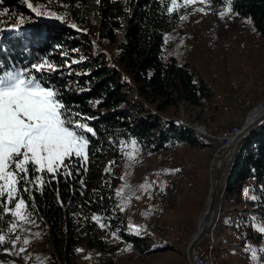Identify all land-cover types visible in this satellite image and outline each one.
I'll list each match as a JSON object with an SVG mask.
<instances>
[{"label": "trees", "instance_id": "16d2710c", "mask_svg": "<svg viewBox=\"0 0 264 264\" xmlns=\"http://www.w3.org/2000/svg\"><path fill=\"white\" fill-rule=\"evenodd\" d=\"M37 2L35 5L42 13ZM69 2L66 17L57 21L64 25L60 27L32 13L22 0H0V12L6 13L0 16L3 26L0 27V62L4 64L0 74L29 69L39 78L44 76L47 86L62 93L63 102L74 114L91 118L86 123L96 132L95 136L88 134V160L72 159L71 176L52 178L44 174L42 192L34 184H28L29 191L21 190L19 195L29 205L30 219L48 231L50 264H78L76 250L80 245L111 254L113 237H121L145 255L146 238L124 231V214L112 173L123 159L124 147L132 140L146 154L178 150L186 145L203 147L206 139L188 125L155 112H166L181 104L203 108L214 101V93L189 65L173 56L165 58L167 37L178 29L182 15L179 7L171 14L167 12L170 0ZM210 3L214 9L226 8L224 0H210ZM232 7L233 13L249 19L264 39V0H232ZM91 9L99 16L98 38L115 50L113 65L104 61V54L87 58L81 55L79 49L91 48L92 39L85 30L66 28L69 24L63 22L85 27L92 17ZM7 15L13 19L17 15L26 18L19 31L5 29L9 22L5 19ZM42 59H48L57 71L31 70V65ZM128 78L147 106L130 100ZM239 152L215 227L221 225L220 229L228 231V235L236 234L229 227L223 228V220L229 219L228 211L223 216L222 212L228 205L238 207L245 203L251 210H245L244 214L260 220L264 227V122L241 141ZM105 160L110 165L104 170ZM31 175L34 180L35 174ZM11 220L0 206V234H9ZM244 220L243 217L240 223L242 229ZM218 249V244L214 245V256ZM225 250L220 255L226 254Z\"/></svg>", "mask_w": 264, "mask_h": 264}, {"label": "rangeland", "instance_id": "374dc122", "mask_svg": "<svg viewBox=\"0 0 264 264\" xmlns=\"http://www.w3.org/2000/svg\"><path fill=\"white\" fill-rule=\"evenodd\" d=\"M69 1L38 0L37 4L42 10L41 17L51 21L50 24L64 26L57 23L60 20L49 13L65 18L67 9L71 6ZM178 5L181 16L186 19H181L178 29L168 35L164 48L165 58L173 56L180 63L189 65L211 88L214 101L211 104L206 103L203 108L181 104L166 112L155 113L188 125L206 141L203 140V147L186 145L178 150L155 154L140 151L133 153L130 145L125 146L123 159L113 171L112 177L115 176L117 193L123 190L118 197L120 208H124V231L146 238L148 253L141 255L133 245L121 237H113L111 254L102 250H91L85 245L78 246V264H190L188 246L198 227L200 230L207 213L205 209L209 205L213 175L219 169V158L224 153L222 151L219 157L217 150L222 146L219 143L229 135L233 126L243 128L248 117V120H253L264 108V39L251 21L234 13L226 14L222 19L219 13L225 11V8L214 9L210 0H207L206 4L189 6H183V0H178ZM201 8L204 9L203 12L198 10ZM90 13L92 17L85 27L75 25L88 33L93 46L82 47L79 53L86 58L104 54V61L113 65L115 50L100 41L97 36L99 16L95 9H91ZM20 17L22 16L17 15V19H13L10 15L5 16L9 22L6 25L8 27L4 28H11L14 22L19 25ZM24 19L26 18L23 17ZM63 22L69 24L66 28H73V22ZM37 78L47 86L44 76ZM128 82L131 85L130 100L147 106L140 98L135 84L129 78ZM134 114L135 112H132L133 118ZM240 145L241 142H238L234 147L229 172L235 164L236 156L240 154ZM126 153L133 154L135 158L130 160ZM169 154H172L175 164L182 167L186 174V180L175 183L174 188L168 183L172 168L167 158ZM109 165V160H105L103 169ZM225 167L226 163L222 173ZM145 185L150 187L145 190L141 187ZM181 187L186 189L181 191ZM223 203L224 196L207 231L209 243L205 246L206 249H211L218 244V253H215L216 257L213 252L212 256L206 258V264H264V235L259 231L263 227L262 222L244 214L245 210H251L245 203L238 207L228 205L222 212L223 216L228 211L229 219L223 220V228L229 227L228 229L236 231V234L232 232L228 235V231L220 229L221 225L218 229L215 228ZM243 217L246 221L244 229L240 226ZM30 220L31 223H18L15 235L4 234L6 242L0 247V264H50L48 231ZM14 222L17 221L12 218L9 228ZM149 222L152 225H149ZM221 222L222 220L220 224ZM172 225L184 229V232L170 233L168 228ZM16 236L20 237V241L13 248L12 241ZM26 238L30 243L25 246L23 240ZM129 246L130 250H127ZM21 247H25L26 251L19 252ZM223 249H226L227 253L220 255ZM253 252L256 254L255 259L252 258Z\"/></svg>", "mask_w": 264, "mask_h": 264}, {"label": "snow or ice", "instance_id": "6c2138e0", "mask_svg": "<svg viewBox=\"0 0 264 264\" xmlns=\"http://www.w3.org/2000/svg\"><path fill=\"white\" fill-rule=\"evenodd\" d=\"M22 2L37 15L42 14L35 5V0ZM197 3L206 4L207 0H183V6ZM224 3L225 11L219 13L222 19L226 14L233 13L232 0H224ZM178 6V0H170L167 12L171 14ZM198 10L204 11L203 8ZM4 15L6 13L0 12V16ZM49 15L57 20L63 19L55 13ZM180 18L186 19L184 16ZM23 22V17H20L19 25ZM19 25L14 22L7 30L19 31ZM71 27L77 26L72 24ZM3 67L4 64L0 62V69ZM31 69L37 72L57 71L56 66L48 59L32 64ZM88 119L91 118L84 117L81 113L74 114L63 102L62 93L43 84L29 69L8 70L0 74V206L17 221L12 223L9 233L15 235L20 222H32L29 205L19 195L21 190L29 191L26 185L34 184L42 192L45 186L44 174L52 178L58 175L71 176L70 163L73 158L82 162L88 160V134L96 135L95 130L86 123ZM130 146L133 153L139 151L137 141H130ZM126 155L130 160L135 158L133 154ZM32 173L35 174L34 180ZM141 187L146 190L150 186ZM121 192L117 195H121ZM121 210L124 208L121 207ZM95 219L99 220L98 217ZM100 227L105 225L100 224ZM259 231L264 235V227ZM19 241L20 237L16 236L12 247L15 248ZM5 242V235L0 234V246ZM29 243V239L23 240V245ZM127 250H130V246ZM25 251V247L19 249L21 253ZM252 258H256L255 252L252 253Z\"/></svg>", "mask_w": 264, "mask_h": 264}, {"label": "water", "instance_id": "95a60500", "mask_svg": "<svg viewBox=\"0 0 264 264\" xmlns=\"http://www.w3.org/2000/svg\"><path fill=\"white\" fill-rule=\"evenodd\" d=\"M263 121H264V111L252 123H249L247 121V123L245 124V126L243 127L241 132L232 140L231 144H229L227 146L223 155L220 157V160H219L220 161V167L217 170V172L214 173V175H213V191H212L210 197L208 198L209 208H208V211H207L206 216L204 218L203 226H202L200 231H199V229L196 230V232L192 236L190 243H189V246H188L187 255H188V260L191 264H195L194 258H193L194 249L197 246V244L200 243L203 240V238L205 237V235H206V233H207V231H208V229L212 223L216 208L219 205L223 194L227 190V186H228V183H229V180L231 178V174L233 172L234 165H235V164L233 165L232 169L229 172L231 162H232V156H233V152H234L233 144H235V143L237 144L238 142L243 140L246 136L250 135L255 130V128L258 125H260ZM237 158H238V156H236V159ZM236 159H235V162H236ZM225 162H226L225 171H224V173H222V168H224Z\"/></svg>", "mask_w": 264, "mask_h": 264}, {"label": "bare ground", "instance_id": "6f19581e", "mask_svg": "<svg viewBox=\"0 0 264 264\" xmlns=\"http://www.w3.org/2000/svg\"><path fill=\"white\" fill-rule=\"evenodd\" d=\"M264 111V108L262 109V112ZM262 114V113H261ZM248 119H249V117H248ZM247 119V121L249 122V123H252L255 119H257V117L256 118H254L253 120H248ZM246 121V122H247ZM242 141V140H241ZM240 141V142H241ZM231 142H232V140H231ZM231 142H229V144H231ZM235 145H236V143L235 144H233V148L235 147ZM226 148H227V146H226ZM167 158H168V161H169V165L170 166H172V168L170 169V173H169V175H168V183L169 184H171V187H175V183H180V182H182V180L184 179V181L186 180V174L184 173V170H183V168L182 167H178L176 164H175V162H174V159L172 158V154H169L168 156H167ZM227 162V161H226ZM225 162V163H226ZM219 164H220V162H219ZM220 167V166H219ZM176 170H179V171H176ZM181 185V184H180ZM178 186V185H177ZM189 186H191V185H189ZM212 191H213V188H212ZM212 193V192H211ZM225 194V193H224ZM224 194H223V196H224ZM223 196H222V198H221V200H220V203L219 204H221V201H222V199H223ZM208 208H209V205H208V207L205 209V210H207L208 211ZM215 215V214H214ZM206 216V215H205ZM214 218V217H213ZM213 221V220H212ZM203 223H204V219H203V221H202V223H201V225H200V227L202 228V226H203ZM149 225H152V223H148ZM211 226V225H210ZM184 228V227H183ZM201 228H200V230H201ZM160 229V228H159ZM198 229H199V227H198ZM197 229V230H198ZM199 230V231H200ZM168 231L170 232V233H175V232H177L178 233V231L180 232V231H182V232H184V229H182V228H179L178 226H170L169 228H168ZM181 236V235H180ZM214 243V242H213ZM213 252H214V246L213 247H211V249H206V248H203V257H204V259H206V258H209L210 256H212V254H213ZM213 259V258H212ZM208 260V259H207ZM212 261V260H211Z\"/></svg>", "mask_w": 264, "mask_h": 264}, {"label": "built area", "instance_id": "2783aa9c", "mask_svg": "<svg viewBox=\"0 0 264 264\" xmlns=\"http://www.w3.org/2000/svg\"><path fill=\"white\" fill-rule=\"evenodd\" d=\"M242 129L243 128H241L240 126H233V128L231 129V132L229 133V135L222 139V142L219 143L222 146H221L220 149L217 150L219 157H220V153L222 151H225L226 146L229 145V141L231 142V140H233L241 132ZM219 160H220V158H219ZM218 206H217L215 212H218ZM207 243H209V241H208L207 233H206V235L203 238V240L200 243H198L197 246L194 249L193 258H194V263L195 264H206V260L203 257V248H205Z\"/></svg>", "mask_w": 264, "mask_h": 264}, {"label": "crops", "instance_id": "0c3cea01", "mask_svg": "<svg viewBox=\"0 0 264 264\" xmlns=\"http://www.w3.org/2000/svg\"><path fill=\"white\" fill-rule=\"evenodd\" d=\"M186 189V187H181V191H184Z\"/></svg>", "mask_w": 264, "mask_h": 264}]
</instances>
